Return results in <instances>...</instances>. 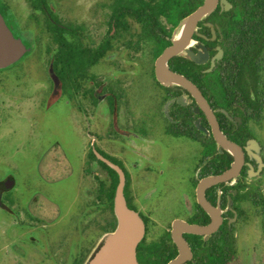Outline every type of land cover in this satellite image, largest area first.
<instances>
[{
    "label": "flooded vegetation",
    "instance_id": "flooded-vegetation-1",
    "mask_svg": "<svg viewBox=\"0 0 264 264\" xmlns=\"http://www.w3.org/2000/svg\"><path fill=\"white\" fill-rule=\"evenodd\" d=\"M205 3L206 0H184L177 11L159 15L156 20L159 27L150 39L145 3L139 19L131 10L124 12V17H118L113 0L98 2L96 11L93 10L91 27L84 21L60 19L54 8L56 4L51 0H0L1 19L13 39L19 40L25 49L18 60L0 67V134L2 125L8 124L23 104L20 97L6 89L3 73L23 63L22 60L33 51L34 41L30 33L20 34L17 30L21 21L44 26L43 35L35 39L44 46L40 59L51 79L43 108L50 109L60 101L72 102L79 119L84 124L91 121L97 131L88 149L83 151L81 160L80 178L88 182L89 188L85 191L86 203L78 212V224L73 226L78 235L76 241H69L64 236L52 247L48 225L52 227L56 218H48L45 213L58 212L56 203L49 197L40 199L31 178L18 184L15 176L0 173V254L6 262L85 264L97 246L99 237L95 233L107 229V232L113 231L111 228L116 222L113 198L112 208L100 200L101 182L105 185L111 182L106 170L116 173L110 163L122 171L126 205L144 224L142 240L136 247L138 264H264V143L259 142L256 133L250 129V124L261 125L251 121L244 123V108L236 99L223 98L218 88L220 82L233 84L234 81L233 51L236 45L233 46L232 42L236 40L238 47L243 48L252 35L234 17V0H215L210 10L190 28L184 29L183 20ZM182 12L187 14L180 17ZM64 13L69 15L67 10ZM59 32L66 42H74L78 48L85 49L82 52L94 58L89 61L92 64L70 67L68 50L58 61L55 36ZM175 44L178 52L166 61L167 72L183 77L200 92L208 108L214 112L221 133L243 152L238 173L210 184L202 195L197 194L200 182L229 170L233 157L228 151L221 149L220 152L217 148L212 125L192 94L165 76L162 82L156 79L157 58ZM262 48L253 54L261 56L264 43ZM191 56L203 63L194 62ZM83 58L78 55V59ZM17 67L22 73L25 71L24 65ZM60 70L63 74L59 73ZM148 80L152 81L160 96L164 119L162 132L200 146L196 168L187 179L189 188L182 190L173 204L163 207L167 213L164 215L156 214L148 207L142 210L134 206L135 195L129 189L132 179L136 182L149 180L140 177L141 171L152 175L154 169H165L149 145H142L148 142L149 136L147 112L135 125L134 116L127 110L126 90L138 84L141 87ZM245 81L253 98L251 87L260 88L262 85L250 84L247 77ZM14 84L19 86L17 81ZM38 99L32 97L26 105L30 108V105L42 104L41 98ZM222 102L227 108L219 107ZM27 118L31 129L32 117ZM101 123L106 124L103 133L107 132L105 137L112 143L104 149L100 139ZM228 156L231 161L227 164ZM51 162V169L48 168L51 172L54 164L62 168L72 166L64 154L60 160L54 158ZM190 227L201 231H191ZM245 232L258 237L252 247L243 238Z\"/></svg>",
    "mask_w": 264,
    "mask_h": 264
},
{
    "label": "rangeland",
    "instance_id": "rangeland-1",
    "mask_svg": "<svg viewBox=\"0 0 264 264\" xmlns=\"http://www.w3.org/2000/svg\"><path fill=\"white\" fill-rule=\"evenodd\" d=\"M51 1L54 5L56 4L54 8L60 19L84 21L92 27L93 10L96 11L98 2L107 3L109 0ZM64 10H67L69 15H65ZM22 22L17 30L20 34L30 33L34 41L33 51L22 60L23 63L16 64L3 73L6 89L20 97L23 104L20 112L14 114L8 124L2 125L0 173L15 176L18 184L31 178L39 198L49 197L56 203L58 212L45 213L48 218H56L52 227L48 225L49 239L52 247H55L64 236L69 241L78 240L73 226L78 224V212L86 203L85 191L89 188L88 182L80 178L81 160L83 151L88 149L89 142L92 137L95 138L97 131L91 121L84 124L79 119L75 112L76 105L72 102L66 104L60 101L50 109L43 108V102L48 97L47 91H49L51 79L46 66L42 65L40 59L41 54H44V46L38 42L39 39H35L38 35H43L41 31L44 26L28 25ZM20 64L25 66L23 73L17 67ZM16 81L19 86H15ZM143 87L144 89H141ZM32 97L41 98L42 104L30 105L29 108L26 104ZM159 97L156 87L149 80L141 87L138 84L126 90L127 110L134 116L135 125L140 123V117L144 112H147L146 117H149L146 123L149 130L148 142L142 145H149V148L158 155L159 160L164 163L163 168H165L152 170L150 173L152 175H145L141 171L140 177H147L149 180L143 179L136 182L132 179L129 189L135 195L134 206L142 210L148 207L153 209L154 213L164 215L167 213L163 211V207L173 204L182 190L189 188L187 179L193 175L196 168L195 162L199 158L200 146L185 138L167 136L162 132L164 119L161 116ZM27 117H32L31 129ZM10 128H12L11 132ZM250 129L256 133L257 140L264 143V120L260 127L250 124ZM104 130H106V124L101 123L100 139L103 149L112 144L106 139L107 132L103 133ZM63 154L68 157L72 166L62 168L54 164V171L51 172L48 169H51L50 166L53 163L51 161L54 158L60 160ZM128 170L129 174L134 176V172L131 169ZM107 231L100 230L95 233V236L101 238ZM243 238L249 247H252L258 239L257 236L248 232L244 233ZM0 264H9L1 254Z\"/></svg>",
    "mask_w": 264,
    "mask_h": 264
},
{
    "label": "trees",
    "instance_id": "trees-1",
    "mask_svg": "<svg viewBox=\"0 0 264 264\" xmlns=\"http://www.w3.org/2000/svg\"><path fill=\"white\" fill-rule=\"evenodd\" d=\"M183 1L184 0H113V3L114 10L118 17L121 15V17H124L125 15L123 13L131 10L139 19L141 18V11L144 10L143 4L145 3L148 9L146 17L148 35L149 38L152 39L155 35V30L159 27L156 22L159 15H168L169 12L177 11L179 4L183 3ZM234 3L236 5V13L234 17L241 21L240 25L243 23V25L251 31L252 38L243 48L238 47L239 44L236 40L232 42L233 46L236 45L234 48L235 51H233V60L235 61L236 68L233 77L234 81L233 84H229V82H220L218 88L223 98L236 99L237 103L244 108V123L251 121L261 125L264 120V52L261 53V56L259 57L255 54L256 52L263 50L264 0H234ZM186 14V12H182L179 16L183 17ZM60 32L58 36H55V39L57 40L55 41L58 44V61L62 59L64 51L68 50V57H70L71 60L70 67H77V65L80 67H87L92 64L89 61H92L94 58L87 56L85 52H82V50L85 49L78 48L73 44L74 42H66ZM253 52H255V54H253ZM78 55H83V60L78 59ZM230 59L232 60V58ZM229 60L227 59L226 61ZM57 65L60 66L59 64ZM62 70L59 71L60 74H63ZM246 77L249 79L250 84L252 83L255 85L260 83L262 85L260 88H257L256 86H253V88L251 87L253 98L250 96L246 87ZM225 105L226 103L222 102L219 107L227 108ZM230 161L231 157L228 156L226 163L228 164ZM106 171L111 178V182L108 185L101 182L100 200L102 203L109 206V208H112V198L118 179L114 171L111 169H107ZM115 225L116 222L113 223L111 230L115 228Z\"/></svg>",
    "mask_w": 264,
    "mask_h": 264
},
{
    "label": "water",
    "instance_id": "water-1",
    "mask_svg": "<svg viewBox=\"0 0 264 264\" xmlns=\"http://www.w3.org/2000/svg\"><path fill=\"white\" fill-rule=\"evenodd\" d=\"M215 0H206L203 7L196 10L183 20L184 29L190 28L213 6ZM25 52L24 46L19 40H14L8 28L0 17V67H5L18 60ZM178 52V45L167 48L156 60V79L162 82L165 76L170 82H174L187 89L195 98L197 104L206 113L211 125L213 138L217 148L228 151L233 161L229 170L222 175L203 179L198 185L197 194L202 195L204 189L210 184L217 183L236 175L243 163L242 149L235 143L229 141L220 131L214 112L206 105L200 92L183 77L167 72L164 67L166 61ZM191 59L202 64V61L191 56ZM226 114L224 111H221ZM198 124V123H197ZM254 143V141H251ZM247 149V148H246ZM259 160V159H257ZM109 166L118 174V183L113 196V213L116 219V226L113 231L104 233L97 241V246L92 256L85 264H138L136 260V247L142 240L144 234V224L136 212L129 209L126 205L123 189L124 175L122 171L108 163ZM201 204H203L200 199ZM191 231L200 232L197 227H190Z\"/></svg>",
    "mask_w": 264,
    "mask_h": 264
}]
</instances>
